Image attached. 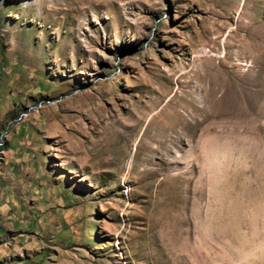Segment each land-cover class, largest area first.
Here are the masks:
<instances>
[{
  "label": "rangeland",
  "instance_id": "374dc122",
  "mask_svg": "<svg viewBox=\"0 0 264 264\" xmlns=\"http://www.w3.org/2000/svg\"><path fill=\"white\" fill-rule=\"evenodd\" d=\"M7 144L0 264H264V0H0Z\"/></svg>",
  "mask_w": 264,
  "mask_h": 264
},
{
  "label": "crops",
  "instance_id": "0c3cea01",
  "mask_svg": "<svg viewBox=\"0 0 264 264\" xmlns=\"http://www.w3.org/2000/svg\"><path fill=\"white\" fill-rule=\"evenodd\" d=\"M18 144H20V146L22 147L24 146L25 148L26 147L28 148L26 142L23 140L18 141ZM18 150L19 148H17L13 152H10L9 144H7L5 151L3 153L4 156L0 161V179L6 182H12V181L22 182L21 191L25 192L26 195L25 197L21 198L23 194H21L20 191H18L17 189H14L15 191H18L17 193L19 198H17L15 194L12 192L14 196L13 198L10 199L11 201L8 202V197L3 196V193L7 192L8 189L0 188V218L6 220H10L11 218L12 220H15L16 223L20 224L21 221H17V220H19L18 218L20 217V214H18V210L21 209L20 208L21 204L25 205L29 209L31 205L38 204L41 202L40 199H37V197L35 196L41 195L40 192L41 191L43 192V189L41 190L40 187L41 186L43 187V185L40 184V181H38L37 184H34L33 180H35L37 176H42V177H49V176H47L45 173H42L39 170L40 167L38 163L30 156V150H29V155L26 158L25 162L19 159ZM33 162L37 165L36 171L33 170V168L30 165V163ZM26 189H29V191L26 192ZM61 204L62 203H59V200L54 199V196L46 197V200H44V205L46 206L45 210L44 212L39 213V216L40 217L42 216L43 221H36V228H34L33 233L22 231L19 229L17 230L15 226L11 225L13 221H7L6 223H3V226L1 227L5 230L4 227L8 226L7 231L10 230L11 233H19L20 235L18 236H20L19 237L20 239L22 237H27L28 235L33 236L37 234V231L39 230L37 228L40 227L42 222L47 221L49 215L51 214V211H53L56 207L62 208L63 205Z\"/></svg>",
  "mask_w": 264,
  "mask_h": 264
}]
</instances>
